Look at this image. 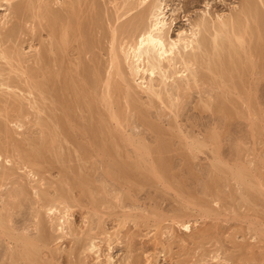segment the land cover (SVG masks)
<instances>
[{"label": "rangeland", "instance_id": "obj_1", "mask_svg": "<svg viewBox=\"0 0 264 264\" xmlns=\"http://www.w3.org/2000/svg\"><path fill=\"white\" fill-rule=\"evenodd\" d=\"M24 1L13 0L11 6L13 7ZM40 1L42 4H48V6L50 4V9L57 8L56 12H62L61 10L66 4L68 5L75 0H58V4L55 3V0ZM153 1L156 3L155 0H152L149 5L136 7L127 5L128 3H125V0H86V5L94 2V5H92L97 9V15L101 18L99 28L95 32L98 41L102 43H100L101 51L98 53L95 50V55L101 61L105 72L109 71L111 30L129 22L138 13L146 12L149 9L148 7L154 5ZM263 1L159 0L165 8L164 12L170 26L169 37L171 39H175L178 33H189L194 23L201 21L202 18L209 22L216 20L217 17H220L223 21L235 17L239 18L238 24L240 23L242 28H246L247 36L245 39L247 41H245L251 49L255 47V37L259 32L254 30L256 25L253 16L257 15L259 19L264 21ZM246 2L250 4L252 10L250 14L252 16L247 14L245 17ZM62 3L64 6H61L60 9ZM55 4L58 6H55ZM35 6L33 11L37 12L38 9L36 10V8L39 6L37 3ZM46 6L42 7L43 11L46 10ZM12 7L5 5L0 0V23L3 22L2 18L9 9L7 15H10L8 21L11 23L9 22L8 27L13 26L11 29L14 28L13 39L9 37L0 40V51L7 50V53H12V55L24 59L22 60L23 66L26 65V68H24L27 69V67H32L29 66L31 63L27 64L24 61L31 60L35 50H39L40 44L46 40V36L45 33H40L41 30L38 28L37 21L32 24L28 23V26L12 19ZM130 9L134 11L128 12ZM118 15L119 17H117ZM262 21L261 23H263ZM34 24L35 26H33ZM146 24L149 26V21ZM209 32L202 31L200 37L210 41L211 33ZM253 32L255 37L252 36ZM252 37L254 40L251 39ZM119 39L121 40V38H117L114 44L118 55L121 49ZM255 53L258 54L257 51ZM256 57L257 60L255 61L261 67L264 62L258 58L259 56L256 55ZM13 64L15 65V63ZM123 67L126 72L124 77H127L125 79L126 84H130L136 94L138 93V99L135 103L127 102L128 108L126 107V99H123V96L125 97L123 87L126 85L115 75L116 77L113 76L114 82L120 80L117 84L121 85V89L123 88V96L121 94L118 95L119 97L113 95L117 99L112 97L108 100L110 102V112L107 111L108 127L111 131L116 132L117 138L121 140L119 145L122 146L123 144L125 147L122 146V158L114 154L110 157L98 155L90 145L88 146L80 134L69 131L71 132L69 133L70 136H74V142L80 141L79 143L73 142V144L82 146L87 144L85 149L92 155V157L90 156L92 159L87 160L84 158L86 160L80 161L75 155V145L63 142V149L59 153H62V157L65 154L66 157L71 156L70 158L65 157V159L63 157L62 163L50 158L43 162L44 166L33 167L22 159L13 146H23L24 151L30 152L29 146L41 137L39 135L40 126L37 122H42L41 119L44 120L45 116L37 114L35 109V112L31 110L33 109L32 101L28 102L33 98L24 93V87L20 85L21 82L19 83L20 73L13 72L0 57V128L1 130L6 127L9 128L12 136V141H7V143L9 142L7 145L5 143L6 137L1 134L4 131H0V141L3 144L0 143L2 146L5 145V148L8 146L7 150L9 151L1 154L3 156L0 161L3 163L0 162V169L3 166H9L4 164L3 159L10 157L13 163L10 164L12 166L10 168L14 171L12 172L14 173L13 178L6 182L7 185L1 189V194L2 191L5 193L12 192L10 190L15 191L18 189L17 187L20 188L21 186L28 191H25L26 200L22 201L23 208L22 206L20 208L16 207L18 206L17 203L13 204L10 201L15 209L12 205L8 208L12 207L8 211L11 222L7 226L12 227L14 235H28L29 238L38 239L36 259L39 264H106L107 256H111V264H264V68L257 66L258 68L252 72L254 75L252 73L245 74L247 78L245 75L243 77L238 76V74L234 75L236 77L234 78L237 79L234 81H236V84L238 83L237 85L243 93L251 88V97L254 99H250V105H252L250 111L246 108L245 100H242L245 99L243 94H241L243 98L240 95L238 96L236 92H230L228 96L222 94L221 89L216 87L219 83L218 78L201 67L195 69H199L197 71L200 76L205 74L203 80L205 79L206 82L204 80L203 84L198 85V88L190 83L192 85L191 89L183 91L184 93L180 92L177 98H181L182 95L183 97L177 101H172L175 100L174 96L172 98L163 97L165 105H162L164 103L157 98L141 93L138 87L140 80L130 76L126 66L123 65ZM9 72L10 75L8 76ZM237 76L243 80H238ZM16 83L18 86H16ZM168 84L171 83L168 82ZM243 84L246 91L242 87ZM19 87H21L20 90ZM142 102L143 104H141ZM171 102L172 107H170ZM175 102H178L176 103L177 107ZM132 104H135V106ZM19 107L22 108L23 113L19 111ZM138 107L147 113L150 125L147 123L148 120L143 123L140 118V120L138 119V114L134 111ZM111 113H115L118 117L117 120L120 122L116 123L117 120H112L111 117L109 119ZM38 119L39 121H37ZM18 121L20 123L17 124ZM149 126H151V129H149ZM212 135L218 138L216 152L221 163L215 162V145H212L214 142L210 141ZM157 144H160L158 147L160 149L154 151ZM141 147L153 148V152L151 151L150 157H142V161H139L138 155ZM133 160L141 162L142 165L140 164V166L142 168H136ZM117 165L119 167L121 165V168H124L123 171L125 167L127 168V174H124L126 178L117 173L119 168ZM213 165L214 168L215 166L216 168L219 167L217 171L213 170ZM111 166L113 169H111ZM128 166H130L129 170ZM151 166L155 167L154 171H151ZM243 167L249 176L252 174L256 181L259 178L258 182H261L259 190H262L263 197H261L262 195L261 198L257 197L255 203L251 201L244 202L242 198L245 188L237 186L232 180L231 170L242 169ZM2 171L0 170V173ZM30 171H33V173ZM222 171L223 173L226 172L224 173L226 176H223ZM64 173L66 177H69L66 181L62 176ZM258 182L255 184H259ZM206 184L210 185L207 186ZM33 188L39 194L48 193L53 199H56L61 191L67 192V196L69 195L67 205H70L68 206L70 208L68 223L71 227L69 229L64 227L66 228L64 230L65 235L63 232L57 231L58 228L54 226L56 223L53 225L54 222L52 223L51 219H47L50 217L46 214L44 208L46 202H39L38 197L34 195ZM35 201H38V205ZM4 213L2 211L3 215ZM8 214L5 213V216ZM37 215L39 218H35ZM39 222L41 224L40 228L37 227ZM182 223L190 224L189 232H185L180 227ZM91 243L98 246L99 253H93L95 250H88ZM7 244L8 247H12L10 242L4 240L3 243L0 239V264H11L6 255L8 254ZM96 256H99V261H97ZM31 261L19 260L14 264H37V261L34 263Z\"/></svg>", "mask_w": 264, "mask_h": 264}, {"label": "bare ground", "instance_id": "obj_2", "mask_svg": "<svg viewBox=\"0 0 264 264\" xmlns=\"http://www.w3.org/2000/svg\"><path fill=\"white\" fill-rule=\"evenodd\" d=\"M2 1L5 3V5L12 7L11 2L13 0H2ZM151 1L152 0H125V3H128L127 5H132V6L134 5L136 7L137 6L140 7L143 5H149L151 3ZM155 1H156V3L153 1L154 5H151V7H148L149 9L148 10L146 9L147 10L146 12L142 11L141 13H138L136 16L131 18V20L129 22L125 23L124 25H122L119 28H113L111 30V38H110V45H109L110 57H109V62H108V64H109V71L108 72L104 71V68H103L101 61L98 59L97 55H95L96 54L95 50H97L98 53H99V51H101L100 49H101L102 43L100 41H98L99 39H97L98 37H96V35H95L97 28H99L101 18H99V16L97 15V9H95V7L93 6L94 2H92L93 5L92 4L86 5V0H75L74 2H72L68 5L66 4L65 6L62 3L63 5H60V9H61V6H64L61 10L62 12H56L55 10L57 8L50 9L49 8L50 4H49V6H48V4H42V2L40 0H25L24 2H19L18 4H16L15 6H13L11 8L12 19L16 20V22L18 21L20 24L24 23L25 25L26 24L28 25V23L32 24L33 22L37 21L38 28H39V30H41L40 33L43 32V33H45V36H46V40L40 44L41 45L40 49L35 50L34 56L31 55L32 58L29 57V58H31V60L30 61L29 60L24 61V62H27V64H29V62L31 63V65L29 64V66H32V67H29V68L27 67V69H25L26 68L25 64H24L25 66H23L22 60H24V59H20V57L14 55V54H13L14 55V57H13L12 53H10V54L7 53V50L6 51H4V50L0 51V57L2 58L4 63L8 67H10L11 70H13V72L17 71L16 73H18V72L20 73L21 78L19 80V83L21 82L20 85L21 86L23 85V87H24L23 89L25 90L24 93L28 94L29 95L28 97L32 96V98H33L32 100L28 99L29 100L28 103H30V101H32V104H33L32 105L33 109H31V110L34 111V109H35L37 111V114H39V115L42 114L45 116L44 120L41 119L42 122H37V124L39 123L38 125L40 126V132H39L40 134L39 135L41 137L39 139H37L36 141H34L29 146V149H31L30 152L29 151L27 152V150L24 151L23 150L24 148H22L23 146L22 147H20L18 145L13 146V148L14 147L16 148L15 150L20 154L22 159L27 162V164H30L33 167H41V165L44 164L43 162H46V160H49L50 158L55 159V161H58V162L61 161V163H62L63 159L66 157V155L63 154L64 155L63 156L64 158H63L61 155L62 153L61 154L59 153L61 151V149H63L62 143L63 142L65 144L66 143H68V144L72 143V145H75V144H73V142L75 141V140H73L74 136L73 135L70 136L69 133H71V132H69V131L80 134L82 136V138L86 141L88 146L90 145L94 149L93 151L95 153H97L98 155L101 154L102 157L103 156L104 157H106V156L110 157V155L114 154L115 156L122 158L121 151L123 149L122 148L123 144H122V146L119 145V142L121 140L117 138L118 136H117L116 132L111 131L110 128L108 127V121H107V114L108 113H107V111L110 112V102H108V100H110L113 97V95L114 96H118L120 94L122 95L123 88L125 91V97L123 95L122 96H123V99L124 98L126 99L125 103L127 104V106H126L127 108H128L127 102L135 103L136 100L138 99V97H137L138 93L136 94V92L134 91V89L131 87L130 84H126L125 79H127V77L126 78L124 77V75H126L124 73H126V72L124 71L123 65L126 66L130 76L134 77L135 79L138 78L137 80H140V84H138V87H139L141 93L155 97L162 102H163V97H167V98L171 97L172 98L173 96H174L175 100H172V101H177L178 99H181L183 97V95H182L181 98H177L178 94L180 92L184 93L183 91H187V90L191 89L192 85H194L196 88H198V85L200 83L203 84V81L205 80V79L203 80V78L205 77L204 76L205 74L204 75L201 74V76H200L199 75L200 73H198V71H197L201 67L205 71H207L209 74L214 75L216 78H218L219 83H217L218 85H216V87L221 89L222 94L228 96V94H230V92L231 93L236 92V93H238V96L240 95V97H242L241 94H243L245 99H242V100L243 101L245 100L246 108L250 110V106H252V105H250L251 104L250 99L253 98V97H251V91H250L251 88H249L250 92L248 90L246 91V89H245L246 87L243 84L242 87H244V89L246 91V93H243L241 91V89H239V86L237 85L238 83L236 84V81H234V80H237V79H235L236 74H238V76L240 75V77H243V75H245L246 73L251 74L255 69H257L259 67L258 63L255 61V60H257L256 55L259 56L258 58L260 60H262V62H264V21L259 19V17L257 15L253 16V21L256 25V27H255L256 29H254V30H257V32L259 31L257 33V37L254 36V32H253L252 36L255 37V47L253 49L249 48V44H248V46L246 45V41H247L245 39V37L247 36L246 32H245L246 28H242L240 23L238 24V22H237L239 18L237 19L235 17L228 18L224 21L221 20L220 17H217L216 20L214 19V20H211L209 22L205 18H202L201 21L196 20V21H198L196 23H194V21H193L194 25L191 27L189 33H184V32L178 33V35L176 36L175 39H171L169 37V31H170L169 27L170 26L168 25L169 23L167 22V19H166V13L164 12L165 8L163 7L162 2H159V0H155ZM58 2H59L58 0H55L56 4H58ZM36 3L39 7L36 8V10L38 9L37 12H34L33 10L36 7L35 6ZM56 4H55V6H58ZM44 5L45 6L47 5L45 8L46 9L45 11H43V8H42V7H45ZM123 5H125V4H123ZM51 6H52V4H51ZM47 8H49V9H47ZM133 9H130L128 12L134 11ZM251 12H252V10H251L250 4L247 3L245 5V8H244L245 17L247 14H250ZM8 13H9V9H8L7 14ZM7 14H5L3 16V18H2L3 22L0 23V38H1L0 40L1 41L8 39L9 37L12 38V35L14 33V28L11 29V27H13V26L8 27V25H10L9 24L10 21H8V17L10 15H7ZM117 17H119V15ZM147 21H149V24H148L149 26H147V24H146ZM261 21L263 23H261ZM112 24H113V22H112ZM17 25H19V24H17ZM108 25H110V24H108ZM21 26H24V25H21ZM33 26H35V24ZM33 26H32V28H33ZM108 29H109V27H108ZM201 30L205 31V32L210 31L209 32V33H211L210 41L205 40L204 38L200 37V33L202 32ZM237 30H238V32H237ZM36 31H37V29H36ZM32 33H34V32H32ZM250 33H252V32L250 31ZM104 35H103V37H104ZM253 37L251 38L252 40H254ZM117 38H121V40L119 39L121 41V47L119 45V47L121 48L119 51L120 52L119 55L116 53L117 49L114 46ZM105 39H106V37H105ZM0 48H1V43H0ZM115 49H116V51H115ZM256 51L258 54L255 53ZM13 53H14V51H13ZM15 54H16V52H15ZM18 55H20V54H18ZM13 63H15V65ZM11 65H12V67H11ZM196 67H198L199 69L198 68L195 69ZM259 68H264V64H262V66ZM2 70H3V68H2ZM16 73H14V74H16ZM9 75H10V72H9L8 76ZM115 75L117 77H119L121 81H123L122 83H125L126 86L125 87L122 86L123 87L122 89H121V85L117 84L120 82V80H119V82L118 81L116 83L114 82L113 76H115ZM6 77H7V74H6ZM156 77H158V78H156ZM245 77H246V75H245ZM238 80H241V79L238 77ZM210 81H213V80H210ZM168 82H170L171 84L169 85ZM205 82H206V80H205ZM237 82H239V81H237ZM127 83H128V81H127ZM190 83H192V85H190ZM244 83H246V82H244ZM16 86H18L17 83H16ZM246 86H247V84H246ZM9 87H11V86H9ZM20 88L21 87H19V90H20ZM14 89L18 90L17 88H14ZM124 91H123V93H124ZM20 93H23V92H20ZM34 94H36L37 96L36 95L34 96ZM113 98H116V97H113ZM25 99L27 100V98H25ZM164 100H165V98H164ZM178 102H175V106H176V103H178ZM28 103H27V105H28ZM141 104H143V102ZM242 104H244V103H242ZM29 105H31V104H29ZM132 105L135 106V104H132ZM162 105H165V103ZM245 105H244V107H245ZM19 106H21V105H19ZM172 106H173V104L171 102L170 107H172ZM139 107L137 108V110H134V111L137 112V113L136 112L135 113L138 114V116H137L138 119L140 118L144 123L145 121L148 120L147 119L148 115L142 109H139ZM19 108H20L19 111L21 113H23L24 111L22 112V110H21L22 108L21 107H19ZM16 109H18V108L16 107ZM133 109H135V108H133ZM173 109H175V108H173ZM166 110H167V108H166ZM117 114H118V112H117ZM110 117L112 118V120H115V121L118 119V117H117V115H115V113H111L108 118L110 119ZM19 120H21V119H19ZM37 121H39V119ZM118 122H120V121L117 120L116 123H118ZM16 123L18 124V123H20V121H18ZM110 123H111V121H110ZM147 123H149L148 125L151 124L149 120L147 121ZM8 124H9V122H8ZM20 126L22 127V125H20ZM149 129H151V126H149ZM0 131L1 132L4 131V133L2 132L1 134H4L2 136L6 137L5 143H7V141H12L11 140L12 136L10 134L11 131L9 128L6 127V128H4V130H1V128H0ZM78 137H79V135H78ZM76 139H77V137H76ZM84 140H82V141H84ZM217 140H218L217 136H214V135L210 136V141L214 142V144H212V145H215L214 146V148H215V157H214L215 162H220V160L218 159L219 156H217V152H216L217 151L216 150L217 149V145H216ZM0 142L3 144L2 141H0ZM77 142L79 143L80 141H77ZM77 142H74V143H77ZM1 143H0V146H1L0 147V159L3 156L1 154L3 152L8 151L7 150L8 146L5 148V145L2 146ZM8 143H7V145H8ZM84 143H83V145H84ZM87 144H86V146H87ZM86 146H82L80 144L75 145V148H74V149H76L75 155H77L76 157L80 161H83L84 158H86L87 160L92 159L91 158L92 155L88 151H86V149H85ZM159 146H160V144H157L156 148H154V151L155 150L159 151L158 150V149H160V148H158ZM140 150L141 151L138 155L139 161H142V159H143L142 157H150L149 155L151 154V151L153 152V148L151 149V148L141 147ZM136 151H137V149H136ZM70 157L67 156L66 158H70ZM87 157H89V158H87ZM128 158H129V156H128ZM160 158H162V157H160ZM86 159H84V160H86ZM11 160L12 159H10V157H5L3 159L4 164L9 165V166L1 167L3 169V171H2V169H0L2 171V173H0V204H1L0 205L1 206V208H0V239H2L3 243H4V240H7L8 242H10L12 244L11 248L8 247V244H7L8 254H6L7 257L9 258L11 264L17 263V262H19V260H24V261H29V262L32 260L33 263L37 261L36 263L39 264L38 260L36 259V254L38 252V248H37V246H38L37 240L38 239L35 240L32 238H29V237H27L28 235L27 236H25V235H14L12 227L10 228L7 226L11 222V219H10L11 216L8 214V211L13 207V204H15V203H17L16 205H18V206H16V205L15 206L20 208L22 206V201L26 200L25 199L26 198L25 197V195H26L25 191L28 192L26 190V188L24 190L22 188L23 186H21L20 188L17 187L18 189L14 188V189H16L15 191L10 190L12 192L8 191L6 193L4 191H2V194H1V189L3 187H6V185H7L6 182L11 180V178H13L12 176H14V173H12L14 171H12L10 168V166L13 164ZM158 160H162V159H158ZM133 161H135V160H133ZM0 162H1V164L3 163L2 161H0ZM158 162H161V161H158ZM48 163H49V161H48ZM120 164L122 165V163H120ZM140 164H141V162H138V160H137V161H135L134 165L136 168L139 169V167H141ZM121 165H120V167L118 166L120 168V170L117 167L118 168L117 173L121 174V177L122 176L125 177L124 174H127V171H126L127 168L125 167V170L123 171L124 168H121ZM223 165H225V164H223ZM237 165H238V163H237ZM112 166H111V169H113V167H114V166L113 167ZM151 167H152L151 171H154L155 167L154 168H153V166H151ZM234 167H236V166H234ZM218 168H216V166L214 168V165H213V170L215 169L214 171H217ZM129 169H130V166H128V170ZM157 169H158V167H157ZM244 169L245 168L243 167L242 169L238 168V169L231 170V177H232V180L235 182V184H237V186H241V187L245 188L244 189L245 193H243L244 196L242 198L244 200V202L245 201L246 202L251 201V202L255 203V201L257 200V197H260L261 195H262L261 197H263V193H261L262 190L261 191L259 190V186H261V184H260L261 182L260 183L258 182L259 178L256 181V179H254L255 177L253 178L252 174L250 175L252 177H250L249 174L244 171ZM145 170H147V169H145ZM219 171H221V170H219ZM226 171L228 172V170H226ZM30 172L33 173V171H30ZM117 173H113V174H117ZM224 173H226V172L224 171ZM224 173L222 171L223 176H226V175H224ZM219 174H221V172H219ZM30 175H31V173H30ZM128 175H131V174H128ZM62 176H64L65 179L64 178H61V179H64L65 181L69 178V177H66L65 173ZM108 176H109V174H108ZM133 176H134V174H133ZM230 180H231V178H230ZM145 181H147V180H145ZM257 182L259 184H255ZM69 183H70V181H69ZM210 184H208V185H210ZM66 186H67V184H66ZM207 186H205V187H207ZM69 189H70V187H69ZM33 191H34V195H36L38 197L37 199H39V202H46L47 203V204L45 203V205L43 203L46 214L50 217L47 219H51L52 223L54 222L53 225L56 223V225H54V226L58 228L57 231H60V233L63 232V234L65 235L64 230L66 228H64V227H67V229H69L71 227V226L69 227V223H68V218H69L68 214L70 213V208L68 206H70V205H67V199H68L67 197L69 196V195L67 196V194H66L67 192L65 193V191L64 192L61 191L57 197L55 196L56 199H53L50 197L51 195H49L48 193L39 194V192L34 188H33ZM3 192H4V194H3ZM228 193H229V191H228ZM263 199H264V197H263ZM8 200H9V202L6 203V201H8ZM10 201H12L13 204L12 203L10 204ZM37 202H36V204H37ZM198 204H199V202H198ZM10 205H12V207L10 209H8L10 207ZM23 205L25 206V204H23ZM39 207H38V209H39ZM42 207H40V208L42 209ZM60 207H62V208H60ZM22 208H23V206H22ZM24 209H26V208H24ZM232 209H234V208H232ZM2 211L7 213L8 215L5 216V213L3 215ZM181 217H183V216H181ZM35 218H39L38 215ZM188 223H182L180 226L185 232L190 231V224H188ZM40 226H41V224L39 222L37 224V227L40 228ZM39 242H40V240H39ZM88 250L89 251L95 250V251H93V253L94 252L97 253L99 251L98 246L93 244V243H91L90 247H88ZM99 256H96L97 261H99ZM110 260H111V256H107L106 264H111Z\"/></svg>", "mask_w": 264, "mask_h": 264}]
</instances>
